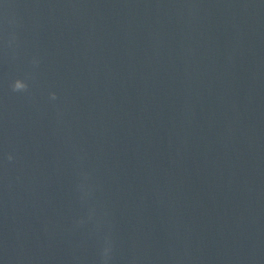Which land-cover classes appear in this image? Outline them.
Wrapping results in <instances>:
<instances>
[{
    "label": "water",
    "instance_id": "water-1",
    "mask_svg": "<svg viewBox=\"0 0 264 264\" xmlns=\"http://www.w3.org/2000/svg\"><path fill=\"white\" fill-rule=\"evenodd\" d=\"M0 264H264V0H0Z\"/></svg>",
    "mask_w": 264,
    "mask_h": 264
}]
</instances>
